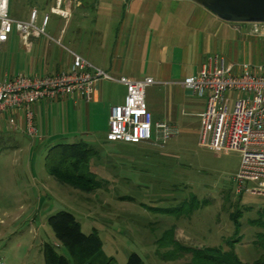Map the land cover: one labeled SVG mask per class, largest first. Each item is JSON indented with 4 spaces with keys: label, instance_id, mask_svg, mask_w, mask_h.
Here are the masks:
<instances>
[{
    "label": "rangeland",
    "instance_id": "374dc122",
    "mask_svg": "<svg viewBox=\"0 0 264 264\" xmlns=\"http://www.w3.org/2000/svg\"><path fill=\"white\" fill-rule=\"evenodd\" d=\"M253 54L245 59L264 61V40ZM118 95L117 89L111 92L113 99ZM99 106L96 131L88 137L51 143L24 137L17 151L0 152V264H47L48 245L74 264L48 222L60 211L72 214L84 234H98L104 264H127L132 254L143 264H197L194 254L217 247L230 251L233 238L240 240L234 251L242 263L263 254L264 228L252 222L264 214V197L236 193L239 152L202 146L196 119L164 147L110 143L109 117L104 119L105 106ZM73 143L96 153L81 169L99 184L96 191L82 192L49 173L48 162L60 153L50 149ZM248 188L263 190L257 182ZM236 212L237 237L230 218Z\"/></svg>",
    "mask_w": 264,
    "mask_h": 264
},
{
    "label": "crops",
    "instance_id": "0c3cea01",
    "mask_svg": "<svg viewBox=\"0 0 264 264\" xmlns=\"http://www.w3.org/2000/svg\"><path fill=\"white\" fill-rule=\"evenodd\" d=\"M55 9L58 12H52ZM33 11L38 26L49 16L46 33L61 44L36 34L24 41L14 31L0 53L1 80L58 75L71 68L74 53L115 79H154L157 84L146 90L153 122L179 131L191 130L196 119L194 130L200 135L206 108L204 99L181 86L184 79L195 76L214 57L227 64L264 63L245 59L253 52L254 56L264 40L252 33V24L223 21L192 0L10 1L9 13L15 20L28 21ZM114 89L119 91L115 99ZM97 94L91 103L75 96L34 105L37 140L51 143L65 136L88 137L96 131L99 105L105 106L106 120L110 110L123 103L126 87L105 80L98 84ZM24 137L30 138L23 111L0 116V152L17 151Z\"/></svg>",
    "mask_w": 264,
    "mask_h": 264
},
{
    "label": "built area",
    "instance_id": "2783aa9c",
    "mask_svg": "<svg viewBox=\"0 0 264 264\" xmlns=\"http://www.w3.org/2000/svg\"><path fill=\"white\" fill-rule=\"evenodd\" d=\"M10 1L0 0V53L14 31L24 41L36 34L61 44L46 33L49 16L43 18L40 26L36 11L30 14L28 21L15 20L9 13ZM252 27L254 35L264 37V23H254ZM71 55V68L58 75H18L0 79V116L23 111L26 132L31 139L37 140L39 131L34 122V105L75 96L86 103L94 102L98 99V84L107 80L126 87L123 103L110 110L108 142L164 147L178 136L179 129L167 123H154L147 109L146 90L157 84L154 79H115L82 57ZM181 86L206 101L200 144L241 154L239 170L234 177L236 193L264 197V63L227 64L223 58L214 57L210 65H204L195 76L184 79ZM250 182L260 183L263 190L249 189Z\"/></svg>",
    "mask_w": 264,
    "mask_h": 264
},
{
    "label": "trees",
    "instance_id": "16d2710c",
    "mask_svg": "<svg viewBox=\"0 0 264 264\" xmlns=\"http://www.w3.org/2000/svg\"><path fill=\"white\" fill-rule=\"evenodd\" d=\"M55 150H60L57 159L55 162H48L47 164L51 176L60 183L82 192L91 193L99 188V184L94 179L85 176L81 170L83 165L96 155L93 149L83 143H73L58 144L50 149V153ZM240 216L241 212L230 215L236 227L234 234L236 237L241 230ZM48 222L58 243L68 251L74 260V264H104L99 258L102 242L96 232L89 235L84 234L75 217L65 211H60L51 216ZM252 224L264 228V214L262 213L261 219L253 221ZM260 239L263 240V237ZM237 243H240V240L236 238L228 241L230 251H223L217 247L207 249V254H194L193 262L197 264H245L241 262L234 251ZM45 256L47 264H70L65 256L58 254L56 249L49 245L45 248ZM127 264H143V261L137 254H132L129 256ZM252 264H264V252Z\"/></svg>",
    "mask_w": 264,
    "mask_h": 264
},
{
    "label": "water",
    "instance_id": "95a60500",
    "mask_svg": "<svg viewBox=\"0 0 264 264\" xmlns=\"http://www.w3.org/2000/svg\"><path fill=\"white\" fill-rule=\"evenodd\" d=\"M230 23H264V0H192Z\"/></svg>",
    "mask_w": 264,
    "mask_h": 264
}]
</instances>
